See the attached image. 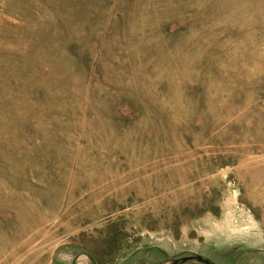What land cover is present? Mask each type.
<instances>
[{
	"label": "rangeland",
	"instance_id": "374dc122",
	"mask_svg": "<svg viewBox=\"0 0 264 264\" xmlns=\"http://www.w3.org/2000/svg\"><path fill=\"white\" fill-rule=\"evenodd\" d=\"M0 264H264V0H0Z\"/></svg>",
	"mask_w": 264,
	"mask_h": 264
},
{
	"label": "water",
	"instance_id": "95a60500",
	"mask_svg": "<svg viewBox=\"0 0 264 264\" xmlns=\"http://www.w3.org/2000/svg\"><path fill=\"white\" fill-rule=\"evenodd\" d=\"M198 260H201V258H198ZM202 261H205V260H202Z\"/></svg>",
	"mask_w": 264,
	"mask_h": 264
}]
</instances>
